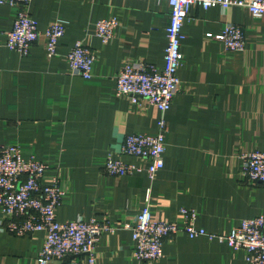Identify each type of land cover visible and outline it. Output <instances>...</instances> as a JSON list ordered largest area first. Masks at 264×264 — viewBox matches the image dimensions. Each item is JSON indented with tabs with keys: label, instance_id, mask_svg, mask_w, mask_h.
Returning <instances> with one entry per match:
<instances>
[{
	"label": "crops",
	"instance_id": "0c3cea01",
	"mask_svg": "<svg viewBox=\"0 0 264 264\" xmlns=\"http://www.w3.org/2000/svg\"><path fill=\"white\" fill-rule=\"evenodd\" d=\"M29 8L40 35L23 55L6 45L18 6L0 2V143L20 144L26 156L51 165L49 175H60L65 194L58 219L116 226L98 242L99 264H251L245 249L183 231L165 237L160 260L140 261L127 225L147 202L156 217L180 227L181 209L192 210L196 226L211 234H228L264 213V183L245 177L242 159L264 150V16L243 6L192 5L183 27L181 87L166 114L165 165L151 181L146 172L110 175L105 164L109 156L138 162L121 154L126 136L158 130V108L145 98L118 95L116 86L126 63L164 66L169 2L32 0ZM110 16L119 25L104 42L96 24ZM56 19L66 32L58 54L49 57L46 29ZM228 22L243 27V50H230L216 37ZM78 40L96 54L91 78L74 72L67 59ZM5 220L0 205V264H38L45 232L17 235L2 226Z\"/></svg>",
	"mask_w": 264,
	"mask_h": 264
},
{
	"label": "built area",
	"instance_id": "2783aa9c",
	"mask_svg": "<svg viewBox=\"0 0 264 264\" xmlns=\"http://www.w3.org/2000/svg\"><path fill=\"white\" fill-rule=\"evenodd\" d=\"M171 6L170 22L167 26L168 44L165 49V64L138 62L126 63L117 76V94L129 96L133 101L149 100L160 111L155 133L128 134L122 144L121 154L136 157L138 162H127L122 157L109 156L105 171L110 175H133L146 172L151 181L165 165L167 133L169 130L167 111L175 94L181 87L178 73L184 53L183 27L193 4L203 8L220 5L225 10L231 6H243L256 16H264V0H167ZM18 6L13 27L6 31V45L23 55L29 53L38 40L40 31L30 12L32 0H0ZM119 20L115 16L100 19L96 34L108 42L115 33ZM1 32V30H0ZM66 32V24L56 19L46 29V50L49 57L58 54V44ZM230 50H243L246 39L242 26L228 22L216 36ZM72 70L85 78H91L96 54L83 40H78L67 53ZM244 175L252 183H264V150L245 152L242 155ZM146 162V163H144ZM49 163L26 156L20 144L0 143V205L6 220L4 228L17 235L44 231L45 239L39 254L38 264H48L54 259L63 260L74 255L67 264H99L98 242L102 234L116 228L108 220L78 218L61 221L57 208L65 194L60 175L48 174ZM49 178V180H48ZM181 219L177 221L156 217L151 204L147 202L138 212L132 229L135 241L134 255L140 261L156 262L163 256L164 240L168 235L181 231L191 237L209 235L227 242L237 249L248 252L251 264H264V213L245 218L228 234H211L195 224L196 213L182 208Z\"/></svg>",
	"mask_w": 264,
	"mask_h": 264
}]
</instances>
